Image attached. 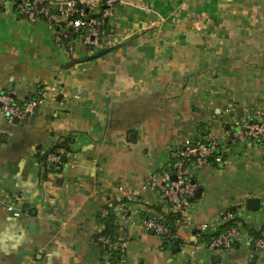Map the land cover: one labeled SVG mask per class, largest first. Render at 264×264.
Listing matches in <instances>:
<instances>
[{
  "label": "crops",
  "instance_id": "obj_1",
  "mask_svg": "<svg viewBox=\"0 0 264 264\" xmlns=\"http://www.w3.org/2000/svg\"><path fill=\"white\" fill-rule=\"evenodd\" d=\"M51 1L62 23L63 0ZM106 27L96 48L77 37L68 53L56 28L0 1V93L42 96L32 121L0 112V264H108L94 238L108 202L171 211L142 189L149 177L185 141L208 143L264 112V0H116ZM63 137L62 173L42 178L37 153ZM186 174L196 197L177 229L180 253L141 228L140 204L128 203L119 264H264V251H210L194 233L250 198L264 204V148L246 145L221 167L190 164ZM261 217L248 211L246 226Z\"/></svg>",
  "mask_w": 264,
  "mask_h": 264
},
{
  "label": "built area",
  "instance_id": "obj_2",
  "mask_svg": "<svg viewBox=\"0 0 264 264\" xmlns=\"http://www.w3.org/2000/svg\"><path fill=\"white\" fill-rule=\"evenodd\" d=\"M7 4L11 10L16 11L22 18L28 21L40 20L48 26L56 28L54 42L62 51L70 53L73 50L74 39L79 37L82 43L89 49L96 48L102 38V29L113 14V7L116 0H63L58 12L63 16L62 23L58 20V14L53 10L51 0H0ZM73 36V37H71ZM42 99L31 100L24 106L15 103L13 97L6 93H0V112L7 122L25 120L32 112L33 108L38 107ZM246 145L258 146L264 148V112L255 116H248L240 120H235L231 127L224 131L219 138H214L208 143H198L197 145L190 141H185L182 147L176 152L172 163H169L166 169L153 174L149 177L145 189H153L158 195L170 204L171 209L183 217V223H188V209L191 205V199L195 196L196 185L187 176L186 169L190 164L197 166H209L212 164L223 165L226 156L238 151ZM219 151L217 156L213 154ZM64 150L59 149L56 154H49L47 161L50 163H60L61 155ZM212 161H209V158ZM136 202L141 203L139 198ZM114 201L107 203L106 207L116 214V222L124 228L130 218V212L126 215V209L121 205H114ZM257 210L264 220V204ZM9 210L12 208L9 207ZM105 208L101 211L102 216L108 214ZM137 216L139 226L144 230L151 232L168 240L169 234L166 227L153 220L139 218L137 210L134 212ZM247 209L244 205L227 209L220 212L212 220L199 224L198 234H214L219 232L220 228L227 223H234L225 232L205 245L210 251L219 249H229L233 244H243L252 247L258 251H264V239L252 240L246 230ZM264 223V221H263ZM262 223V224H263ZM259 228V227H258ZM264 233V230H263ZM98 242L103 249L109 248L108 240L100 237ZM109 252H105V260L109 258ZM107 263V262H106Z\"/></svg>",
  "mask_w": 264,
  "mask_h": 264
},
{
  "label": "trees",
  "instance_id": "obj_3",
  "mask_svg": "<svg viewBox=\"0 0 264 264\" xmlns=\"http://www.w3.org/2000/svg\"><path fill=\"white\" fill-rule=\"evenodd\" d=\"M107 23L104 25L102 29V36L105 34ZM73 37V36H71ZM42 99L41 95H30L24 98L23 100H18L14 98L15 103L19 106H24L31 100H37ZM69 137H63L60 141L53 144L49 147L48 150H46L43 153H37L36 160L40 167V176L42 178L47 177L48 175H59L63 171V167L67 158L68 153L70 152L69 146ZM199 142L193 143L197 145ZM59 149L64 150V154L61 155L60 163H50L47 161V156L49 154H56ZM219 151H216L213 156H217ZM64 158V160H63ZM212 158H209V161H212ZM173 159L170 163H172ZM211 165L216 167H221L222 165L218 164H212ZM196 197V196H195ZM194 197V198H195ZM194 198L191 199V202L194 200ZM128 203H133L134 205L140 204V206L136 210L140 213L141 218H145L148 220H153L156 223L161 224L162 226L166 227L168 230L169 238L168 240L164 238V242L162 244L163 249L171 251L173 254H178L181 251V248L184 244V242L177 236V229L180 225L183 223V217L179 213H176L173 209H171L170 204L169 205L171 211L165 213L161 211V208H154V207H145L144 204L138 203V202H128V200H121L119 202H114V205H122L126 206ZM137 203V204H136ZM105 208L108 210V208L105 206ZM130 211H126V215ZM117 216L115 213L112 212L111 209L108 210V214L105 216H102L101 212H99L96 215V220L98 222V225L100 226V231L95 235V239L98 241L100 237L106 238L108 240V246L109 248L103 249L102 245L100 244V247L102 251L105 253L106 251L109 252V258L107 260L108 264H119L124 259V249H123V241L120 239V232L123 228L116 222ZM232 225H235L234 223H227L224 226H222L219 230V232H216L214 234H198V242L203 243L205 245H209L212 243V241L219 235L220 232H225L228 230ZM245 230L248 234V236L252 240H256L259 238L264 239V223L259 228H250L244 224ZM195 235H197L198 231L195 230Z\"/></svg>",
  "mask_w": 264,
  "mask_h": 264
},
{
  "label": "water",
  "instance_id": "obj_4",
  "mask_svg": "<svg viewBox=\"0 0 264 264\" xmlns=\"http://www.w3.org/2000/svg\"><path fill=\"white\" fill-rule=\"evenodd\" d=\"M99 44H101V41L98 42ZM95 57V56H94ZM8 93L11 97L15 98V96L11 93V88H8ZM36 114H37V107L33 108L32 112L28 115V117L30 118V120L32 121L33 119L36 118ZM14 124H18L19 120H17L16 118L13 120ZM64 160V158H63ZM199 193V190H197V194ZM259 200L256 198H250L246 201V208L248 211L251 212H256L259 209Z\"/></svg>",
  "mask_w": 264,
  "mask_h": 264
},
{
  "label": "rangeland",
  "instance_id": "obj_5",
  "mask_svg": "<svg viewBox=\"0 0 264 264\" xmlns=\"http://www.w3.org/2000/svg\"><path fill=\"white\" fill-rule=\"evenodd\" d=\"M262 208L260 207V210H261Z\"/></svg>",
  "mask_w": 264,
  "mask_h": 264
}]
</instances>
